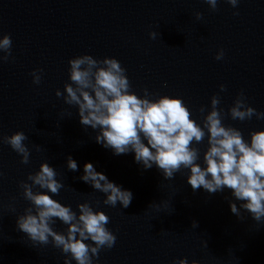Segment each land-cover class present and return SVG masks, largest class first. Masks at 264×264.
I'll return each mask as SVG.
<instances>
[{
	"label": "water",
	"instance_id": "1",
	"mask_svg": "<svg viewBox=\"0 0 264 264\" xmlns=\"http://www.w3.org/2000/svg\"><path fill=\"white\" fill-rule=\"evenodd\" d=\"M150 31L157 32L155 39ZM5 33L12 48L9 60L0 61V138L23 131L30 158L21 163L0 139V264H63L58 248L34 246L16 227V215L29 206L19 182L41 161L53 166L65 185L57 200L74 210L88 201L109 217L116 242L99 251V264H175L180 258L264 264V220H253L243 209L241 218L232 213L230 189L193 191L185 169L165 179L155 166L142 168L131 152L114 155L81 125L76 106L55 94L71 83L69 58L83 53L114 57L137 95L147 88L179 96L197 122L204 115L200 107L206 112L210 97L218 94L223 122L248 139L251 130L264 128V119H232L228 108L243 91L247 103L264 112V0H239L235 8L218 0L216 9L206 0H0V35ZM220 48L224 58L216 60ZM37 68L43 69L42 79L34 84L31 72ZM196 146L202 153L206 138ZM68 155L77 171L66 167ZM86 161L131 190L127 208L105 205L104 194L79 179ZM52 226L66 227L58 219Z\"/></svg>",
	"mask_w": 264,
	"mask_h": 264
},
{
	"label": "clouds",
	"instance_id": "2",
	"mask_svg": "<svg viewBox=\"0 0 264 264\" xmlns=\"http://www.w3.org/2000/svg\"><path fill=\"white\" fill-rule=\"evenodd\" d=\"M216 9L218 0H206ZM233 8L239 0H227ZM234 14H238L235 12ZM200 19L202 14L195 13ZM149 36L157 37L150 31ZM12 40L5 33L0 35V61L11 56ZM224 58V49L215 53L216 60ZM68 78L64 91L56 89V96L63 97L68 105L76 106L79 122L90 127L95 141L114 155L132 153L137 164L144 169L157 167L165 179L187 170L186 181L193 191L203 188L209 194L231 190L234 200H229L232 213L241 218V209L247 211L253 220H264V128L251 130L248 139L242 132L223 122V108L218 94L210 97V107L199 111L204 113L197 122L190 118L188 106L179 96L157 95L147 88L142 95L131 90L126 69L114 58H95L83 53L69 58ZM43 69L31 72L34 84L42 79ZM225 91L224 84L219 85ZM154 97V98H153ZM232 119H264V112L247 103L240 91L228 108ZM207 146L201 153L196 146L205 140ZM2 142L9 145L20 156L23 164L29 163L30 149L23 131L5 135ZM39 151V145H33ZM66 167L77 171L78 165L71 155L66 157ZM58 173L47 161H41L38 168L20 181L22 196L29 201L24 211L16 215V227L26 234L35 246L51 243L63 255V264H99L96 259L103 248H112L116 236L107 226L109 217L99 207L88 201L79 202L74 210L70 205L55 198L65 187ZM3 176V172H0ZM80 180L104 194L103 203L115 207L118 203L127 208L133 198L131 190L111 181L103 172L97 171L91 162L83 164ZM239 202V207L237 206ZM165 207L167 202H161ZM154 207L160 204L152 203ZM12 208V205H8ZM14 210V209H13ZM59 220L66 227L54 230ZM197 226V222H192ZM175 264H199L180 258Z\"/></svg>",
	"mask_w": 264,
	"mask_h": 264
}]
</instances>
